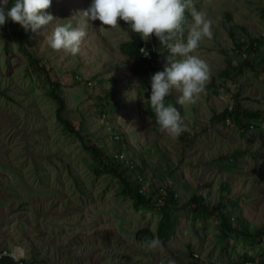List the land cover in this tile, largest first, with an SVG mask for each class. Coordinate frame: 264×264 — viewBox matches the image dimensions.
Returning a JSON list of instances; mask_svg holds the SVG:
<instances>
[{
	"label": "rangeland",
	"instance_id": "1",
	"mask_svg": "<svg viewBox=\"0 0 264 264\" xmlns=\"http://www.w3.org/2000/svg\"><path fill=\"white\" fill-rule=\"evenodd\" d=\"M91 3L52 0L45 10L60 19L49 30L70 22L87 33L76 55L51 49L43 28L28 30L25 46L59 82L63 117L103 150L105 161L118 152L133 159L134 171L124 169L127 180L136 185V175H143L144 193L156 203L157 186L171 181L179 199L171 227L160 236L161 214L134 210L129 198L115 194L117 178L93 171L91 154L57 120L59 103L44 75L32 71L16 37L5 43L0 27V253L28 264H237L245 252L264 261V241L254 250L240 237L219 240V219L199 217L190 203L195 194L210 207L222 196L233 199L251 229L264 226V46L246 56L232 48L241 37H264V0H193L212 21V39L193 53L209 65L210 76L195 104L176 103L175 89L165 98L186 129L176 138L160 130L149 102L151 76L164 70L169 51L153 36L145 42L122 20L114 29L88 21L80 14ZM134 39L157 53L145 79L130 70L124 50ZM242 59V69L232 70ZM237 101L260 112L254 128L212 119ZM146 228L154 237L138 236ZM154 238L162 248L145 247Z\"/></svg>",
	"mask_w": 264,
	"mask_h": 264
},
{
	"label": "clouds",
	"instance_id": "2",
	"mask_svg": "<svg viewBox=\"0 0 264 264\" xmlns=\"http://www.w3.org/2000/svg\"><path fill=\"white\" fill-rule=\"evenodd\" d=\"M51 3L52 0H14L9 8V0H0V27L10 20L33 33L43 28L45 30L40 34L51 49L76 55L87 33L70 22L57 23L49 30L53 21H60L45 11ZM186 12L190 14L191 22L187 20ZM80 15L113 29L119 27L118 20H122L145 42L155 36L169 51L164 70L151 76L149 102L160 130L173 138L179 137L186 130L181 113L173 104H166L165 98L175 89L180 93L176 103L195 104L204 92L210 67L193 53L203 39H212V21L197 11L193 0H92L89 8ZM185 25L186 40L183 38ZM139 53L144 57L149 55L146 48H140ZM144 245L156 250L162 248L163 242L154 238L146 240Z\"/></svg>",
	"mask_w": 264,
	"mask_h": 264
},
{
	"label": "trees",
	"instance_id": "3",
	"mask_svg": "<svg viewBox=\"0 0 264 264\" xmlns=\"http://www.w3.org/2000/svg\"><path fill=\"white\" fill-rule=\"evenodd\" d=\"M12 3H14V0H10L8 7L10 8ZM3 37H5L6 44H7V37L14 36L17 38L19 43V50L23 52L26 58H28L29 64L31 66V69L34 73H41L44 75L47 84L50 85V91L52 93H49L50 96H52L56 101L59 103L57 109H56V118L57 120L62 124V128L64 130V133L68 136H76L80 139L81 144L85 150H87L92 157V163L93 165V171L98 174H110L112 177H115L119 180L120 186L117 188L115 194L121 197L129 198L132 201L133 209L136 211H149V212H158L161 214V218L159 219V225H158V234L162 236L164 234L165 228H170V212L171 208L174 206H177L179 204L178 196L176 195V192L172 189H168L167 195L165 196L164 202L162 204L156 203V201H153V198L150 197L151 195H146L144 192H141V186L139 184H132L130 183L126 176H125V170L126 167L123 163L120 161L114 160L113 157L107 158L109 161H105L103 157V150L100 149L96 144L90 145L88 144L84 137L81 136L80 132L74 128V126L71 124V122L67 119H65L62 115V111L64 109V101L61 97L56 94L55 89L60 86L59 82H53L51 81L48 71L44 66H41L39 61L33 57L28 51L25 46V40L28 37V31H25L19 24L13 23L10 20L6 21L5 25L3 27ZM7 31V32H6ZM7 33V34H6ZM155 39H157L155 36H153ZM143 42L138 41V39L132 40L130 43H128L124 50L128 57L130 58V70L134 72V74H139L140 77H144L147 74V72L152 71L153 64H155V60L157 59V53L152 48L151 43H147L148 48L151 51V59H144L142 55L139 53V49ZM237 50H242L243 46L242 44L238 43L237 41ZM264 46V37L261 38H249L247 42V48L244 50L245 53H251V50H256L259 47ZM237 53V52H236ZM232 60V59H230ZM241 60V59H240ZM238 62L237 66H231V63L228 62V66L232 70L235 68V70L240 71L245 65L244 59H242V62ZM244 62V63H243ZM228 72V71H227ZM227 74V73H226ZM147 85L146 83L143 84V86ZM238 99V98H237ZM261 117L260 112L257 111H250L247 109H244L241 106L240 102H236L234 104L233 110L229 111L228 107H226L221 113L214 114L212 116V119L216 121L217 123H224V125H227L226 121L229 119L231 120V123L237 124L239 127H242V129L250 128L249 126H254L253 122L254 120H257ZM230 123V124H231ZM228 124V125H230ZM236 126V125H235ZM123 169H121V167ZM125 169V170H124ZM228 192V191H227ZM153 194V193H152ZM157 194V191L156 193ZM225 197L222 196L221 201L218 202L214 206H209L204 199L202 195H193L190 199V203L192 204V210L197 214L199 217H217L219 219V230L220 233L218 235L219 240L225 239L227 237H231V235L236 239V237H240L241 240H243L245 246H250L254 250H258L260 248V245L264 241V226L256 229V228H250V226L245 222V220L236 213V207L234 205L233 199H227L226 202H224ZM229 205H233L234 209L233 211L229 212L228 208ZM242 226V230L241 227ZM138 236L141 235H148L149 238L154 237V234L148 229H143L142 231H139ZM241 258L242 260L238 263H245L249 261H253L255 259H258L255 257V254L249 255L247 252L244 253V255ZM261 263H264L263 259H258ZM23 264H28L26 261H22ZM0 264H19L18 261L14 260L11 256H3L0 258ZM236 264V263H235Z\"/></svg>",
	"mask_w": 264,
	"mask_h": 264
},
{
	"label": "built area",
	"instance_id": "4",
	"mask_svg": "<svg viewBox=\"0 0 264 264\" xmlns=\"http://www.w3.org/2000/svg\"><path fill=\"white\" fill-rule=\"evenodd\" d=\"M247 42H248V40H246L244 37H241L240 40H238V43L244 45L243 49L247 48ZM236 45H237V42L234 43V45L232 47L233 50L236 51L237 53H240L243 56L244 55L246 56L245 52L237 50V46ZM140 48H146L148 50V52H149L148 57L142 56L144 59H151L152 58L151 51L148 48L147 43L143 42V44L141 45ZM238 90H239V86H238ZM233 107H234L233 104L229 105L228 106L229 111H232ZM226 123H227V125L230 124L231 120L228 119L226 121ZM250 127L254 128V126H250ZM112 157L114 158V160L120 161L121 163H123L127 170L129 169L132 172L134 171V169H135L134 160L131 159L129 156H127L124 152H121V153L118 152V153L115 154V156H112ZM136 182L141 186V192L142 193L145 192L144 189L145 188L147 189V187H146V184H145L146 181H145L144 176L141 175V174H137L136 175ZM169 182H170V184L166 183V184H160V185L157 186V189H156V191H157V199L156 200H157L158 204H162L164 202L165 196L167 195V192H168V188L170 189L172 187L170 180H169ZM3 256H5V255H3V253H0V258H2ZM195 256L198 257L197 255H195ZM17 261H18L19 264H23V262L21 260H17ZM238 264H264V263H261L258 259H255L253 261H249V262H245V263H238Z\"/></svg>",
	"mask_w": 264,
	"mask_h": 264
}]
</instances>
